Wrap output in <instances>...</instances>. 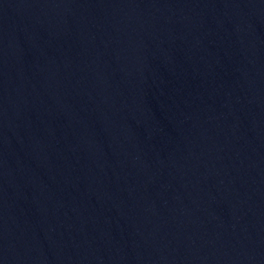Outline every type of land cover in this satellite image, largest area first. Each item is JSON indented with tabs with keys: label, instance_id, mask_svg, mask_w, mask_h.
I'll return each instance as SVG.
<instances>
[{
	"label": "water",
	"instance_id": "water-1",
	"mask_svg": "<svg viewBox=\"0 0 264 264\" xmlns=\"http://www.w3.org/2000/svg\"><path fill=\"white\" fill-rule=\"evenodd\" d=\"M0 264H264V0H0Z\"/></svg>",
	"mask_w": 264,
	"mask_h": 264
}]
</instances>
